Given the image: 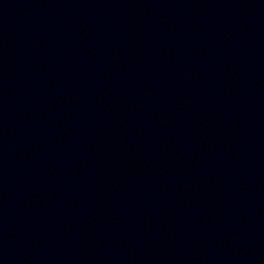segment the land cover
I'll use <instances>...</instances> for the list:
<instances>
[{
	"label": "water",
	"instance_id": "95a60500",
	"mask_svg": "<svg viewBox=\"0 0 264 264\" xmlns=\"http://www.w3.org/2000/svg\"><path fill=\"white\" fill-rule=\"evenodd\" d=\"M0 264H264V0H0Z\"/></svg>",
	"mask_w": 264,
	"mask_h": 264
}]
</instances>
